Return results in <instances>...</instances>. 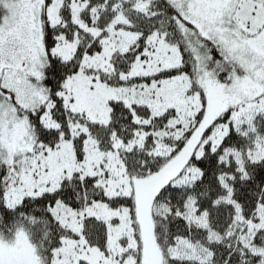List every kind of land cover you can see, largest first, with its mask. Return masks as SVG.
I'll list each match as a JSON object with an SVG mask.
<instances>
[{"label": "snow or ice", "instance_id": "1", "mask_svg": "<svg viewBox=\"0 0 264 264\" xmlns=\"http://www.w3.org/2000/svg\"><path fill=\"white\" fill-rule=\"evenodd\" d=\"M0 264H264V0H0Z\"/></svg>", "mask_w": 264, "mask_h": 264}]
</instances>
